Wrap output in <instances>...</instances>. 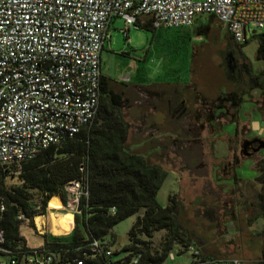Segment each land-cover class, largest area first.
<instances>
[{"label":"built area","instance_id":"2783aa9c","mask_svg":"<svg viewBox=\"0 0 264 264\" xmlns=\"http://www.w3.org/2000/svg\"><path fill=\"white\" fill-rule=\"evenodd\" d=\"M204 13L226 26L236 45L246 41L250 24L264 28V0H0V165L27 160L92 122L102 76L100 51L114 17L122 19L119 29L128 39V30L141 22L154 28L192 25ZM87 194L85 175L72 179L64 197L59 195L60 206L51 208L74 219ZM4 207L0 195V213ZM42 227L34 217L35 230L44 232ZM3 241L0 228V251L10 252ZM79 248L85 250L77 264L99 255L108 258L106 264H142L140 253L114 258L115 251L97 238ZM187 249L193 256L189 264H240L236 258L203 256L192 243ZM7 257L0 264L18 262L14 254ZM174 257L170 250L167 259ZM21 258L23 264L54 260L40 245L30 246Z\"/></svg>","mask_w":264,"mask_h":264},{"label":"rangeland","instance_id":"374dc122","mask_svg":"<svg viewBox=\"0 0 264 264\" xmlns=\"http://www.w3.org/2000/svg\"><path fill=\"white\" fill-rule=\"evenodd\" d=\"M201 24L207 27V31L196 34ZM113 31L117 46H127L131 51H134L132 50L133 46L143 49L142 55L147 56V59L141 63L145 84L193 82L204 93L218 92L220 87L225 84L221 51L230 46L235 54L241 56L246 62L250 77L257 78L264 86V57L257 55L258 41L256 38V34L264 32V28H255L250 24L246 41L239 45L231 40L226 26L222 25L216 18L212 19L209 13L199 15L192 25L160 26L157 28L151 26L150 28L145 26L131 27L129 36L132 42L129 44L128 39L125 38L119 28ZM129 46H132V49ZM104 53L111 57L107 72L116 77L115 74L128 61V57L122 53L114 55L109 49H105ZM112 57L115 58L112 59ZM243 84L244 86L250 84V78L247 74L244 75ZM165 88L166 86H164ZM159 89L163 91L161 87ZM190 89L188 90L190 91ZM123 94L129 98L130 103V106L125 108L126 118L130 124L128 143L131 144V147L143 145L144 147H141L140 150L147 151L151 161L160 163L168 170L166 178L157 191L158 203L165 206L168 203L169 195H175L178 199L180 219L189 230L192 244L197 245L198 249V246H201L203 252H208L213 256L236 258L240 261L238 257L242 255L240 245L244 243L247 235L251 236V233H248L243 226V218L249 222L247 215L249 213L252 215L255 195L262 189V186L259 187L257 183L251 186V184L235 182L238 178L251 179L257 174L252 166V159L246 158L236 164L234 167L235 175L228 178L222 177L226 186L220 187L213 184L207 178L209 166L212 164L216 167L214 162L220 160L218 157L228 154V140L216 133L212 144L211 138H207L202 144L192 142L183 146L177 141L176 144H173L169 136H172L173 130H175L174 120L169 119L165 116L166 114L162 115L166 103L156 102L155 106L151 105L153 108L150 117L145 119L143 115L147 110L146 102L149 101L152 104L151 100H141L140 95L132 87L128 88L126 92L124 91ZM251 94L255 95L256 90H252ZM248 100L249 98L242 105L244 109L250 112ZM258 115L259 113L256 112L253 116L257 117ZM148 120H156L160 123L158 127H154L157 130L147 126ZM233 126V123L225 125L221 134L227 132L232 134ZM137 141H143V144L142 142L134 143ZM260 161L264 162V153L260 156ZM255 166L257 167L258 164ZM261 167H264V164L263 166L260 165ZM10 168V174L7 178L8 184L20 183L16 170L19 169V166ZM233 183L235 191L240 190L238 193L231 192L230 185ZM243 192H249V195L245 196ZM51 206L55 207L54 205ZM235 211L240 217V222L238 219V221L228 225L231 221L226 220L228 218L225 216H232ZM143 212L144 209L140 208L136 213L122 219L111 228L113 237L110 247L115 251L114 258L125 254L123 247L129 242L128 230L136 217ZM50 213L48 212V216L46 215L47 221ZM71 217L73 216L71 215ZM263 219V216L256 217L254 226L261 225ZM20 229L26 236L29 245H35L41 241L29 222H23ZM164 231L156 230L153 232L151 242L155 246L160 245L161 239L165 235ZM235 231L238 233L235 234ZM185 248L183 251H179L175 245L172 250L175 257L170 262L189 264L193 256L191 250ZM242 262L241 264H257L256 261Z\"/></svg>","mask_w":264,"mask_h":264},{"label":"trees","instance_id":"16d2710c","mask_svg":"<svg viewBox=\"0 0 264 264\" xmlns=\"http://www.w3.org/2000/svg\"><path fill=\"white\" fill-rule=\"evenodd\" d=\"M145 27L150 28L148 22ZM256 38L257 55L264 57V32L256 34ZM128 106L129 98L114 88L111 79L102 75L97 111L89 125L60 143L41 148L27 160L0 165V195L5 203L0 213L2 246L10 250L8 253L0 251L4 258L14 254L18 258L16 264L23 263L21 256L30 245L21 234L20 225L27 221L34 227V217L46 211L49 198L64 197L65 185L84 175L88 194L81 201L82 212L75 214L73 228L57 235L50 231L36 232L41 239L40 246L53 255L52 264H77L75 258L83 257L85 250L79 247H84L92 238L110 246L111 228L140 208L144 212L130 226L129 242L123 250L140 253L142 264H173L167 259V253L175 245L183 251L193 242L180 219L176 196L169 195L165 206L157 201V191L168 170L151 161L147 151L140 150L139 146L131 147L127 141L130 124L125 108ZM256 164L260 167L264 162ZM12 166H19L16 170L20 183L8 184ZM256 178L262 189L255 199L264 209V167ZM156 230H165L159 246L151 242ZM107 260L103 255L85 257L83 264H106ZM257 264H264V243Z\"/></svg>","mask_w":264,"mask_h":264},{"label":"flooded vegetation","instance_id":"af4514ba","mask_svg":"<svg viewBox=\"0 0 264 264\" xmlns=\"http://www.w3.org/2000/svg\"><path fill=\"white\" fill-rule=\"evenodd\" d=\"M204 28L207 27L204 26ZM221 55L224 62L225 84L216 94L204 93L193 82L183 84L182 89H178L176 86L173 97L169 96L171 92L161 91L156 86L146 88L145 94L147 100H152V104L147 101L146 105L155 106L156 102H165L170 115L172 110L168 109L172 106L168 104V101L171 98L175 99L172 108L173 113L175 112L173 117L175 132L173 138L169 136L173 144H176V141L183 146L192 142L202 144L207 138L216 137V133L221 136L224 126L233 123V132L226 138L229 142V152L221 164L216 165L226 171L228 168H234L236 164L246 158H258L255 162H260V156L264 149H259V145L260 139H264V136L258 135L250 126L240 124L239 115L242 111V104L246 102L244 100L248 98L250 103L256 104L257 109H264V86L257 78L250 77L246 62L241 56L236 55L230 46L223 49ZM245 74L250 78L248 86L243 84ZM252 90H256L255 95L251 94ZM196 97L201 100H199L198 106L194 107L191 100ZM152 106L151 108H153ZM176 110H179L177 115ZM149 115L145 113L143 116L146 119ZM144 118L143 120H145ZM159 124L156 120H148L147 126L154 128Z\"/></svg>","mask_w":264,"mask_h":264},{"label":"crops","instance_id":"0c3cea01","mask_svg":"<svg viewBox=\"0 0 264 264\" xmlns=\"http://www.w3.org/2000/svg\"><path fill=\"white\" fill-rule=\"evenodd\" d=\"M122 24H123V21H122V19L120 17H114L111 20L109 36L105 40L104 45H103V47H102V49L100 51L99 62H100L101 74L103 76H106L109 79H111V81H113V86H114V88L117 91H122L124 93V91L126 92L128 90V88H130V87L134 88L137 91V93L140 95L141 100H143V99L147 100V95L145 94L146 93L145 92L146 88H151V87L154 88V86H156L158 89L161 87L163 90H167L168 92H171V93H169V96L173 97L175 95L174 92L176 91V86H177L178 89H182L183 84L176 83V82H174V83L173 82L165 83V84L163 83V84H159V85H157V84H155V85L145 84L144 83L145 77L142 74V65H141V63H142L143 60L147 59V56L146 55H144V56L142 55V52H143L142 50L143 49L137 48L136 46H133V49H132V46H129L130 49L134 50V51H131V50H129L127 48V46H119V45L117 46L116 45V41H115V38H114L115 32L113 30L114 29H118L120 26H122ZM143 25L146 26L147 22H141L140 26H143ZM129 30H128V44L132 42V39L129 36ZM105 49L106 50L109 49L110 52H112L114 55H118L119 53H122L123 55L128 57V61L115 74L116 77H113L112 75H109L108 72H107V70L109 68V61H110L111 57H109L108 54L104 53ZM114 58L112 57V59H114ZM164 86H166L165 89H164ZM159 90H161V89H159ZM216 93L217 92H215V93L209 92L207 94L214 95ZM148 98H149V96H148ZM199 100H201V99L197 98V97L194 100H191L194 107L198 106ZM244 101H246V100H244ZM174 102H175L174 98H171L168 101V104H170L172 106L168 110H170V111L172 110L171 111L172 114L170 115L169 112L167 111V105H166V107L164 109V113L162 114V115L166 114L165 116H167L171 120H173V117H174V114H175V112L173 113V109H172L173 106H174ZM249 104H250V108L249 109H252L251 110L252 113H251V111L249 112L247 109H244L243 105H242V109H241L242 111H241V113L239 115V123L240 124L243 123V124H246V125L250 126L253 129V131H255L258 135L264 136V109L263 110L262 109L261 110L257 109L255 103H249ZM146 107H147V110L145 111V113H148V115H149L152 108H151L150 105H147ZM256 112L259 113V115L257 117L253 116L254 113H256ZM178 113H179V110H176V115ZM149 117H150V115H149ZM149 117H147V118H149ZM261 121H263V123H261ZM233 129H234V127H233ZM233 129H232V132H233ZM174 132H175V130H173L172 136H170V137H172V138L174 137V135H173ZM228 134H230V133H228V132L226 134L223 133L222 137H224L226 139ZM214 139H215V137L212 136L211 137V144H212V141ZM139 142H142V144H143V141H139ZM139 142L137 141V142H134V143H139ZM137 147L138 146H136L134 148H137ZM139 147H143V145H141ZM211 147H212V145H211ZM224 157H226V156L218 157V159H220L219 160L220 162L219 161L214 162L215 165L218 166L219 164H221V161L223 160ZM257 159L258 158H252V162H253L252 166L256 170L257 174L251 179L244 178V177L238 178V179H236L235 183H238V184H240V183H242V184H251V186H252V184L257 183L259 187L262 186V184L256 178L258 173H259V171H260V169H261L259 166H257V167L255 166L256 165L255 160H257ZM208 170H209V175L207 176V178H209L213 184L218 185L220 187L223 186V185L226 186V183L222 180V177L223 178H228V177H231L232 175H235L234 168H228V170L223 171L221 168L214 167V165L211 164L209 166ZM230 186H231V189H232L231 190L232 193H238L240 191L239 189H237L235 191L234 183L231 184ZM243 194L245 196H248L249 192H243ZM254 201H255V206L253 207L252 215L250 213L247 215V218H249V222L246 220V218H243V221H244L243 222V226L247 230L248 233H251V236L247 235L248 237H246L244 243L242 245H240V248L242 250V255L238 256L239 259H240V264H241V261H243V262H247V261H249V262H251V261L258 262L260 260L261 255H262V249H263V243H264V241H263L264 240V219H263V222H261L262 224L257 226V227L254 226V219L256 217H259V216H263V218H264V209H262L260 207L258 200L254 199ZM59 205H60V203H59ZM59 205L56 206V207H59ZM233 207H234V205H233ZM48 212H51V213H50L49 220L47 221V216H48L47 213ZM52 212L54 213L55 217L57 215V217H60V218L62 217L63 219H68L63 214L66 211H63L62 209L48 207L46 209V211L42 214V215H44V218H45L42 221L43 222L42 230H44V231H50L51 232V218L53 216ZM210 215H212V214H210ZM225 218H228L226 220H230L231 221V223H228V225H231L232 222H236V220L238 221V219H239V222H240V217L237 214V211H235L232 216H225ZM40 224H41V222L38 225H40ZM74 224H75V221L73 219V223H72L71 229L73 228ZM48 225H49V227H48ZM30 228H31V226H30ZM34 230H35V228H34ZM69 231L64 232V233H68ZM36 232H38V231L35 230V233ZM40 232H42V231L39 230L38 233H40ZM236 232L238 233V231H235L234 233L237 234ZM239 232H240V230H239ZM64 233H59V234H64ZM21 234L26 238V236L22 233V231H21ZM26 242L28 244L27 238H26ZM40 244H41V241H39L35 245L33 244V245H30V246H36V245H40ZM195 246H197V245H195ZM198 247L202 251L201 246H198ZM201 253L204 254V255H207V256H213V254H208V252L205 253V252L202 251ZM230 255H233V253H230ZM0 259H4L3 255H1V254H0ZM179 264H183V263H179Z\"/></svg>","mask_w":264,"mask_h":264},{"label":"bare ground","instance_id":"6f19581e","mask_svg":"<svg viewBox=\"0 0 264 264\" xmlns=\"http://www.w3.org/2000/svg\"><path fill=\"white\" fill-rule=\"evenodd\" d=\"M51 198V197H50ZM50 198L48 200V207H52L51 205H54L55 207L59 205V203L61 204L59 195H55L51 201ZM57 201H56V199ZM59 199V200H58ZM55 202V204H54ZM60 206V205H59ZM49 211V210H48ZM51 211V210H50ZM68 219H63L62 217H56L53 215L51 218V233L53 234H59V233H64L67 232L71 229L72 227V223H73V217H71V213L69 212H65L63 213ZM44 215L42 214H37L35 216V220L36 222L39 224L41 221H43Z\"/></svg>","mask_w":264,"mask_h":264},{"label":"water","instance_id":"95a60500","mask_svg":"<svg viewBox=\"0 0 264 264\" xmlns=\"http://www.w3.org/2000/svg\"><path fill=\"white\" fill-rule=\"evenodd\" d=\"M210 16L212 17L213 15L210 14ZM204 24H201V26H199V29L196 31V34H202L205 33L207 31V28H204ZM261 143L259 145V149L262 148L264 149V139H260Z\"/></svg>","mask_w":264,"mask_h":264},{"label":"clouds","instance_id":"9594fccd","mask_svg":"<svg viewBox=\"0 0 264 264\" xmlns=\"http://www.w3.org/2000/svg\"><path fill=\"white\" fill-rule=\"evenodd\" d=\"M48 204V203H47Z\"/></svg>","mask_w":264,"mask_h":264}]
</instances>
